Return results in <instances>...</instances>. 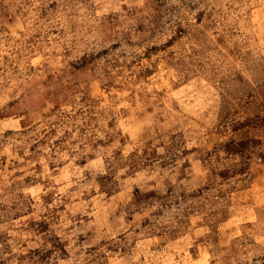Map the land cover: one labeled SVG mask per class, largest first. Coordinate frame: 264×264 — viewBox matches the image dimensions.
<instances>
[{
    "label": "rangeland",
    "instance_id": "rangeland-1",
    "mask_svg": "<svg viewBox=\"0 0 264 264\" xmlns=\"http://www.w3.org/2000/svg\"><path fill=\"white\" fill-rule=\"evenodd\" d=\"M73 144L82 184L109 150L54 210L88 226L81 264H264V0H0V225L32 211L28 162ZM11 239L0 264L70 255Z\"/></svg>",
    "mask_w": 264,
    "mask_h": 264
},
{
    "label": "clouds",
    "instance_id": "clouds-1",
    "mask_svg": "<svg viewBox=\"0 0 264 264\" xmlns=\"http://www.w3.org/2000/svg\"><path fill=\"white\" fill-rule=\"evenodd\" d=\"M212 102L209 101V104ZM63 135V130L60 129L57 131V136ZM196 141H193L195 143ZM77 145H69L64 152L60 150H56L53 155L52 151L48 148L47 145H44L41 148V155H39L37 160L29 161L26 168L30 169L33 163H39L43 166V171L40 172H29L28 170L24 171V175H33L41 178V182L36 183L33 187L23 186L18 188L17 191H23L25 197H28L29 194H32V199L35 201L31 204L32 211L28 213L27 217H21L20 220L11 221L9 220L4 225H0V229H6L9 231L10 236L13 238L8 241L11 245V249L13 253L26 252L31 248H40L42 251H47L48 249L53 248V244L56 243L55 237L58 236L61 241L67 242V248L70 255L65 259H60V255L58 254V249H54L51 254V258H49L46 264H81V260L77 257L76 253V235L79 232H83L86 230L88 226L76 227L73 226L69 228V224L73 222L67 218L65 214H60L59 220L57 221L54 210L58 207L60 203H62L61 197H71L78 196L82 190L85 188L95 187V176L97 173H103L104 168L101 166L102 161L100 157L102 155H107L109 150L105 149L102 151H97L85 146L82 150H80L77 155H82L89 151H97V159L91 162L88 165H85L92 175V180L90 182H86L84 184L81 183L83 180V169L75 168L71 164V160H75L77 158L76 155L69 159L68 152L71 149L76 148ZM27 154V153H26ZM60 161H65V168L63 169H48V163H59ZM93 165H97L98 167H93ZM69 169H72L69 171ZM57 172L58 175H54L53 173ZM73 176L75 179L69 180L68 177ZM20 181H23V176L18 178ZM72 185H76V191L70 192L69 188ZM44 195L50 197L51 203H47L44 200H41L40 196ZM80 207L83 206V202H81ZM75 206H71L66 208V212L73 210ZM32 218L36 220L44 219L49 222V230L47 233H39L32 231L23 232L18 230V226L22 223H25L27 219ZM8 224H12L17 230L8 229ZM114 234V233H113ZM52 237V242L49 243L48 238ZM26 245V247L22 246ZM3 255H11V253H3ZM10 264H16L15 259L10 261ZM30 264H40L38 260L34 262H30Z\"/></svg>",
    "mask_w": 264,
    "mask_h": 264
}]
</instances>
